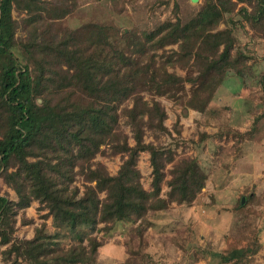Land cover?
<instances>
[{
	"label": "trees",
	"instance_id": "16d2710c",
	"mask_svg": "<svg viewBox=\"0 0 264 264\" xmlns=\"http://www.w3.org/2000/svg\"><path fill=\"white\" fill-rule=\"evenodd\" d=\"M82 1L88 0H0L3 263L89 264L104 245L90 239L101 224L134 223L173 204L193 205L209 176L195 157L178 154L183 126L179 118L169 128L158 98L205 113L232 62L251 59L238 33L264 41V0H204L186 21L176 4L174 19L124 33L106 21L65 26ZM144 153L150 190L139 168ZM99 155L120 157L116 175ZM256 200L250 195L249 205ZM34 202L45 212L43 222L33 238H18L19 223H35L27 216ZM247 209L240 199L237 211ZM68 239L69 247L59 246ZM261 248L257 236L244 247L234 242L220 263L246 264Z\"/></svg>",
	"mask_w": 264,
	"mask_h": 264
},
{
	"label": "rangeland",
	"instance_id": "374dc122",
	"mask_svg": "<svg viewBox=\"0 0 264 264\" xmlns=\"http://www.w3.org/2000/svg\"><path fill=\"white\" fill-rule=\"evenodd\" d=\"M176 4L180 19L186 21L202 8L204 0L82 1L64 24L75 29L84 23L106 21L121 28L122 33L130 29L150 31L175 18ZM238 36L239 47L251 59L232 62L225 82L205 113L158 98L167 109L169 128L173 130L179 118L183 126L184 139L178 154L195 157L209 176L203 193L191 206L173 204L167 211L149 213L143 221L101 224L90 239L104 245L89 264H221L220 254H225L234 242L244 247L256 236L262 248L246 264H264V41L246 30ZM176 73L186 76L180 69ZM97 161L105 164L112 175L122 164L119 156L99 155ZM139 168L142 183L150 190L149 153L142 154ZM77 185L81 187L82 183ZM7 191L11 200H17L14 191ZM250 195L257 200L249 205ZM243 198V206L248 205L245 215L237 211ZM38 207L34 202L27 210L35 223H19L18 238L34 237V228L43 222L40 214L45 213H39ZM241 220L244 221L239 223ZM47 224L53 231L51 219ZM58 244L69 247L71 241ZM91 244L89 239L85 242L89 249ZM0 264L9 263L0 260Z\"/></svg>",
	"mask_w": 264,
	"mask_h": 264
},
{
	"label": "water",
	"instance_id": "95a60500",
	"mask_svg": "<svg viewBox=\"0 0 264 264\" xmlns=\"http://www.w3.org/2000/svg\"><path fill=\"white\" fill-rule=\"evenodd\" d=\"M192 2L196 3L198 0H192ZM245 203V198L242 199V205Z\"/></svg>",
	"mask_w": 264,
	"mask_h": 264
}]
</instances>
